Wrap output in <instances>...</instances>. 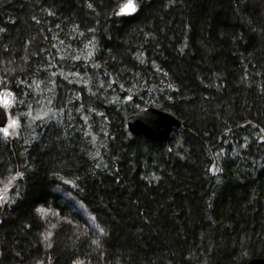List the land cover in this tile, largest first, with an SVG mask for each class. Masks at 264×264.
I'll return each instance as SVG.
<instances>
[{"label":"trees","instance_id":"1","mask_svg":"<svg viewBox=\"0 0 264 264\" xmlns=\"http://www.w3.org/2000/svg\"><path fill=\"white\" fill-rule=\"evenodd\" d=\"M127 2L0 0V264L264 258V0Z\"/></svg>","mask_w":264,"mask_h":264},{"label":"water","instance_id":"2","mask_svg":"<svg viewBox=\"0 0 264 264\" xmlns=\"http://www.w3.org/2000/svg\"><path fill=\"white\" fill-rule=\"evenodd\" d=\"M15 92L11 89L0 90V129L8 128L9 133L0 134L8 139L12 138L13 117L10 107L15 99ZM5 100L9 103L6 105ZM129 132L134 136L143 135L158 142L167 141L172 133L182 127L181 119L175 115L156 107L141 109L138 113L130 115L127 119ZM250 264H264V258L255 260Z\"/></svg>","mask_w":264,"mask_h":264},{"label":"snow or ice","instance_id":"3","mask_svg":"<svg viewBox=\"0 0 264 264\" xmlns=\"http://www.w3.org/2000/svg\"><path fill=\"white\" fill-rule=\"evenodd\" d=\"M137 9H136V6L133 2V0H128V2L126 4H124L121 8H120V13H117V14H122V13H133L135 12ZM9 102L7 100H5V104L7 105ZM12 126L13 127H16L18 126V122L17 121H13L12 122ZM0 131H3L5 135H8L10 134L9 133V129L8 128H3V129H0ZM6 199L5 196H3L2 194V191H0V200H4ZM41 212V214H46L47 210L45 209H40L39 210ZM47 238V237H46ZM94 243H96L94 241ZM75 264H82V262L80 261H77L75 262Z\"/></svg>","mask_w":264,"mask_h":264},{"label":"bare ground","instance_id":"4","mask_svg":"<svg viewBox=\"0 0 264 264\" xmlns=\"http://www.w3.org/2000/svg\"><path fill=\"white\" fill-rule=\"evenodd\" d=\"M12 90V89H11Z\"/></svg>","mask_w":264,"mask_h":264}]
</instances>
